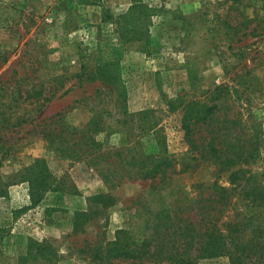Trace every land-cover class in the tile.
<instances>
[{
    "label": "rangeland",
    "instance_id": "374dc122",
    "mask_svg": "<svg viewBox=\"0 0 264 264\" xmlns=\"http://www.w3.org/2000/svg\"><path fill=\"white\" fill-rule=\"evenodd\" d=\"M138 1L0 0V264H114L116 231L142 238L231 169L264 172V0ZM187 101L204 115L189 136ZM212 139L254 159L218 171ZM165 153L164 174H129Z\"/></svg>",
    "mask_w": 264,
    "mask_h": 264
},
{
    "label": "trees",
    "instance_id": "16d2710c",
    "mask_svg": "<svg viewBox=\"0 0 264 264\" xmlns=\"http://www.w3.org/2000/svg\"><path fill=\"white\" fill-rule=\"evenodd\" d=\"M34 92L37 96L42 94L40 89ZM18 94L23 98L30 96L26 90ZM50 98L51 95H44L42 102ZM189 104L190 101H187L182 111V125L188 136L190 122L204 119V115L193 116ZM215 108H217L215 104L207 106V114L212 113ZM16 118L13 123L5 122L18 127L33 122L24 114ZM41 134L50 137L46 140L53 137V140L59 141V146L66 153L71 151L69 144L77 143L73 134L69 141L62 134L57 138L45 130L41 131ZM254 150V147H250L248 151L231 149L229 153L223 155L212 139L209 145L210 157L206 158L218 167V171H222L236 161L250 163L249 160L254 159ZM171 161L170 155L165 153L154 160L150 167L142 171L131 169L129 174L133 173L135 177L139 174L142 178L152 180L156 175L164 174L171 167ZM44 177H48V173H45ZM228 180L230 187L213 182L207 197L175 205L172 214H166L162 223L157 222L156 226L159 227L142 238L133 237V234L125 229L116 231L112 249L114 264H120L125 260L126 264H142L144 261L154 264H198L200 258L216 255H226L230 264H264V225L252 222V217L236 206L237 200H233L236 196H241L247 205H264V172L257 176L251 168L238 167L235 170L231 169ZM46 187L49 189L48 185Z\"/></svg>",
    "mask_w": 264,
    "mask_h": 264
}]
</instances>
